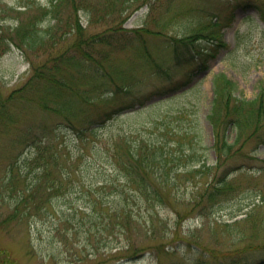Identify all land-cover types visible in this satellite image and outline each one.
<instances>
[{
	"label": "trees",
	"instance_id": "trees-1",
	"mask_svg": "<svg viewBox=\"0 0 264 264\" xmlns=\"http://www.w3.org/2000/svg\"><path fill=\"white\" fill-rule=\"evenodd\" d=\"M137 1L49 0L33 9L23 4V10L17 8L23 16L14 18L6 16L16 7L0 4V56L16 47L31 66V74L21 86L0 95V152L5 158L1 164L6 173L0 181V202L8 210L0 219L1 225L42 210L57 194L62 182L53 175V169L64 163L62 156L70 157L61 152L67 143L59 130L73 134L80 148L76 158L80 159L87 146L91 152L104 153L102 159L129 187L128 193L108 210L102 208L101 201H94L99 206L94 220L99 218L104 229L118 226L127 241L123 249L127 256L147 252L148 245L136 240L155 231L152 221L148 224L144 220L147 227L137 221L129 209L131 202L146 201L150 208L168 203L180 220L185 213L178 209L181 204L203 215L213 206L222 209L221 205L232 198L237 185L223 166L228 156L249 139L256 140V147L264 144L263 84L255 96L246 97L226 73L213 74V96L206 114L213 134L212 164L200 155L205 153L199 146L195 108L182 105L171 114L166 112L165 117L148 120L146 128L158 129L160 138L152 132L141 133L140 128L129 133H100L109 119L141 112L158 104L162 97L191 89L198 75L209 69V60L228 47L221 32L214 30L217 22L211 28L208 23L201 30L189 28L174 35L158 29L161 24L156 20L145 19L138 26L123 27L125 9L137 6ZM256 9L264 21V8ZM80 10L88 22L102 23L100 20L108 16L111 19L101 30L90 31L80 21ZM7 20L12 22L7 25ZM151 23L154 29L149 27ZM202 40H209L208 45L202 47ZM39 56L42 58L36 62ZM145 74L157 78L149 91L112 105L133 92ZM32 109L41 114L40 120L30 118ZM181 164L185 166L182 179L223 168L189 199L173 195L176 200L172 201L169 194L181 180ZM59 176L68 178L70 172L65 170ZM12 188L16 189L13 197ZM3 191L6 195H2ZM241 214L238 217L240 213H232L229 219L209 225L208 241L195 226L180 236V244L165 252L178 254L182 259L178 264H264V196L253 200ZM182 247L199 248L198 257L182 255Z\"/></svg>",
	"mask_w": 264,
	"mask_h": 264
},
{
	"label": "rangeland",
	"instance_id": "rangeland-1",
	"mask_svg": "<svg viewBox=\"0 0 264 264\" xmlns=\"http://www.w3.org/2000/svg\"><path fill=\"white\" fill-rule=\"evenodd\" d=\"M48 2L49 0H0V4L16 7L6 18L23 16V13L17 11V8L23 10V4L31 5L33 9L36 4ZM135 3L137 6L132 5L124 11L126 17L121 21L123 27L136 26L145 19L150 22L156 20L161 24L158 29L163 30L166 35H174L175 32L189 28L201 30L208 23H211L208 26L211 28L212 23L217 22L218 26H215L214 30L221 32L228 47L221 49L209 60V71L201 76L191 89L162 97L163 100L158 104L141 112H128L126 115L109 119L100 133H129L135 128H140L141 133L152 132L154 137L160 138L158 129L146 128L148 120L153 117H165L166 112L171 114L182 105L189 109L195 108V121L201 140L199 146L205 153L200 155H203L202 160L207 164H212L213 134L206 118L213 95L212 76L217 72L226 73L236 82L238 92L246 97L255 96L259 85H264V22L260 20L256 9V6L264 8V0H138ZM80 13L81 10L79 17L82 25L94 32L96 29L101 30L111 19L108 16L107 19L100 20L103 24L99 21L92 23ZM11 22L7 20L6 24ZM149 27L154 29L155 25L151 23ZM208 41L202 40L201 46H207ZM194 56L196 57V54ZM39 58L42 57L35 58L36 62L40 61ZM30 74V63L18 48L12 47L3 53L0 56V95L5 96L12 89L21 86ZM156 79V75L145 74L133 92L120 97L112 105H117L122 99L132 100L136 94L149 91ZM157 99L156 97L151 100ZM29 116L35 120L41 119V114L35 109L29 112ZM59 132L67 143L61 152L70 156L67 159L62 156L64 163L53 169V175L62 183L57 194L52 195L53 198L44 204L42 210L39 209L28 217L0 224V264H178L182 261L180 256L165 251L180 244L181 235L197 226L199 234L208 241L211 238L209 225L229 219L228 216L232 213H240L238 217L241 216L253 200L264 196V144L256 147V140L249 139L243 147L236 146L239 150L228 156L223 166L229 172L230 179L237 185V189L232 198L221 205L222 209L213 206L208 213L200 215L196 209H187L190 205L185 207L181 204L178 209L185 213L183 218L178 220L174 209L168 203L150 208L146 201L131 202L129 209L138 218L137 221L146 227L152 221L155 231L145 234L146 236L141 235L136 240L148 245V251L137 257H130L125 255L127 252H123L127 241L118 226L104 229L99 218L94 220L99 209V206L94 205V201L98 204L101 201L102 208L108 210V206L128 193L129 187L117 171L102 159L104 153L101 155L91 152L87 146L78 159L76 150L79 144L73 134L65 133L64 130ZM232 137L233 131H230L229 139ZM2 156L3 153L0 152V181L6 177L1 164L5 158ZM180 167L181 171L178 173L182 181H177V185L171 190L169 197L172 201L176 200L173 195L189 199L197 189L213 180L223 168H214L207 174L198 173L194 179H182L181 172H184L185 166L181 164ZM65 170L70 172V176L60 177L59 173ZM170 176H174V171L170 172ZM29 178L30 174L26 183ZM4 183L2 182V185ZM15 190L11 189V197ZM2 195H6V191H3ZM2 204L0 202V219L8 214L7 207ZM155 211L157 213L152 216ZM144 220L148 224L144 223ZM176 230L179 232L175 233ZM199 252V248L182 247L179 253L197 258Z\"/></svg>",
	"mask_w": 264,
	"mask_h": 264
}]
</instances>
